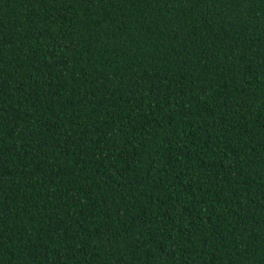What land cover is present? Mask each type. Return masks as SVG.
<instances>
[{
    "label": "trees",
    "instance_id": "trees-1",
    "mask_svg": "<svg viewBox=\"0 0 264 264\" xmlns=\"http://www.w3.org/2000/svg\"><path fill=\"white\" fill-rule=\"evenodd\" d=\"M0 264H264V0H0Z\"/></svg>",
    "mask_w": 264,
    "mask_h": 264
}]
</instances>
